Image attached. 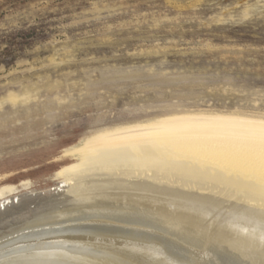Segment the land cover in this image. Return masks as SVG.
I'll list each match as a JSON object with an SVG mask.
<instances>
[{
    "label": "rangeland",
    "instance_id": "obj_1",
    "mask_svg": "<svg viewBox=\"0 0 264 264\" xmlns=\"http://www.w3.org/2000/svg\"><path fill=\"white\" fill-rule=\"evenodd\" d=\"M174 113L264 119V0H0V185Z\"/></svg>",
    "mask_w": 264,
    "mask_h": 264
},
{
    "label": "bare ground",
    "instance_id": "obj_2",
    "mask_svg": "<svg viewBox=\"0 0 264 264\" xmlns=\"http://www.w3.org/2000/svg\"><path fill=\"white\" fill-rule=\"evenodd\" d=\"M72 152L52 188L0 185V264H264V119L174 113Z\"/></svg>",
    "mask_w": 264,
    "mask_h": 264
}]
</instances>
